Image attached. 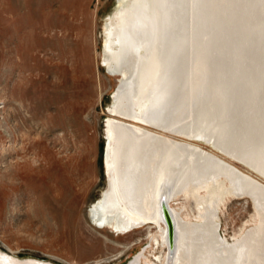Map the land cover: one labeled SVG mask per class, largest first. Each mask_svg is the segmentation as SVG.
Masks as SVG:
<instances>
[{"label":"bare ground","instance_id":"1","mask_svg":"<svg viewBox=\"0 0 264 264\" xmlns=\"http://www.w3.org/2000/svg\"><path fill=\"white\" fill-rule=\"evenodd\" d=\"M102 61L119 79L106 121L108 184L89 208L91 220L115 231L154 222L166 244L160 197L166 193L170 205L184 192L196 198L201 220L170 205L174 259L155 255L145 264H264V184L173 136L208 137L264 174V0H119L103 25ZM246 194L259 221L230 242L218 230V203ZM0 264L48 263L0 251Z\"/></svg>","mask_w":264,"mask_h":264},{"label":"rangeland","instance_id":"2","mask_svg":"<svg viewBox=\"0 0 264 264\" xmlns=\"http://www.w3.org/2000/svg\"><path fill=\"white\" fill-rule=\"evenodd\" d=\"M118 4L0 0V251L15 260L125 264L142 253L141 264L155 255L164 261L154 223L115 231L89 215L107 187L104 124L119 77L101 61L103 25ZM173 136L264 184V175L206 141ZM170 205L201 220L191 194L180 192ZM217 213L219 233L230 242L259 221L247 195L219 201Z\"/></svg>","mask_w":264,"mask_h":264},{"label":"water","instance_id":"3","mask_svg":"<svg viewBox=\"0 0 264 264\" xmlns=\"http://www.w3.org/2000/svg\"><path fill=\"white\" fill-rule=\"evenodd\" d=\"M102 63H103V61H102ZM104 66H105V70L108 73L117 72V71L109 70L108 66H106V65H104ZM116 88H117V85H116L115 89ZM115 89H114V91H115ZM111 101H112V103L114 101L113 93L111 94ZM116 114L121 116V117H123V118H125V119H129V120H133V121L135 120V122H138V123H140L142 125H145V126H148V127H152L154 129H158V130L162 129L160 126H156L155 124L150 123V122H148L146 120H143L141 118L127 116L126 114H122V113H119V112H116ZM107 126H108V124L105 121V124H104L105 145H104V150H103V162H104V169H105V175H106V185L108 184L107 168H106V163H105V155H106L105 151H106V144H107V140H108V136H107V133H106ZM126 126L128 128H130V129L135 130L136 132H138L137 129H135L134 126H132V125H126ZM175 135H177V134H175ZM183 136L191 138V139H201V140L206 141L207 143L213 145V147L215 146V144H212L213 142H211L210 138L205 137V136L194 135V134H186V135H183ZM250 167H253V166L250 165ZM246 195L249 196L252 199V197L249 194H246ZM168 200H169V196L166 193L161 195V197H160V207L161 208L160 209H161V214H162V220H163V222L166 225V244H165L166 245V255H165V260L167 262H172L173 259H174V254H175V250H176V225H175V218L173 216L172 209H171V207H170V205L168 203ZM252 202L254 204V200H252ZM254 207H256V204H254ZM154 224H156V223H154ZM130 260H132V259H130ZM130 260L127 262L128 264H132V262ZM127 263H125V264H127Z\"/></svg>","mask_w":264,"mask_h":264}]
</instances>
